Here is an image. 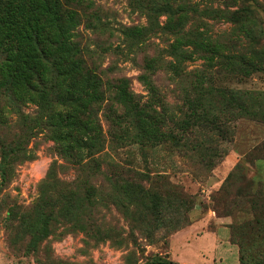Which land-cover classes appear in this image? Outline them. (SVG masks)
Masks as SVG:
<instances>
[{
    "label": "rangeland",
    "instance_id": "rangeland-1",
    "mask_svg": "<svg viewBox=\"0 0 264 264\" xmlns=\"http://www.w3.org/2000/svg\"><path fill=\"white\" fill-rule=\"evenodd\" d=\"M93 2L78 29L85 59L104 80L130 79L140 105L153 96L144 73L162 96L154 108L164 135L140 140L117 118L128 133L115 144L105 101L96 110L105 136L99 166L71 169L49 127L16 116L9 131L0 123V264H196L187 246L213 229L202 226L207 216L228 223L237 249L264 248V0H177L174 8L187 10L178 29L190 38L175 52L176 36L120 34L146 25L136 5ZM190 110L206 118L185 128ZM55 161L62 167L49 177ZM134 183L147 193L134 194Z\"/></svg>",
    "mask_w": 264,
    "mask_h": 264
},
{
    "label": "trees",
    "instance_id": "trees-1",
    "mask_svg": "<svg viewBox=\"0 0 264 264\" xmlns=\"http://www.w3.org/2000/svg\"><path fill=\"white\" fill-rule=\"evenodd\" d=\"M176 2L127 0L128 5H136L143 13L146 25L122 28L120 34L127 40L156 31L176 36L169 45V49L175 52L179 41L181 43L186 35L190 38L189 31H181L187 10L179 5L174 8ZM94 3L93 0H0V123L5 126V131H9L8 126L16 116L26 124L33 122L38 127L43 124L49 127L57 158L71 169L99 166L105 136L96 110L99 111L105 101L108 106L103 109L104 114H109L105 121L114 128L115 144L123 141L122 137L128 133L127 128L115 126L117 118L131 123L140 140L158 142L164 135L161 131L164 116L154 108L163 106L162 96L144 73L139 79L153 96L150 103L140 105L139 97L131 90L130 79L104 80L91 61L85 59L78 29L83 18L87 20L86 17L91 15L88 11ZM161 17L166 20L161 21ZM143 69L145 72L146 67ZM106 94L111 95L110 99L105 98ZM29 105L35 106L31 116L26 112ZM127 112L134 120L126 122ZM43 117L45 123H42ZM201 117L204 118L205 114L190 110L182 125L187 128L188 123L197 122ZM54 167L62 166L55 161L49 177ZM130 189L134 194L147 193L138 183L132 184ZM84 235L92 240L93 232L88 230ZM242 248H238L239 264H264V248L256 251ZM150 264L173 263L158 261Z\"/></svg>",
    "mask_w": 264,
    "mask_h": 264
},
{
    "label": "crops",
    "instance_id": "crops-1",
    "mask_svg": "<svg viewBox=\"0 0 264 264\" xmlns=\"http://www.w3.org/2000/svg\"><path fill=\"white\" fill-rule=\"evenodd\" d=\"M222 220L217 218L211 219L208 216L205 217L203 219L205 222L202 223V226L205 224L207 226L212 225L213 229L200 236L196 235L194 236L195 238H190L191 241L187 246V250L198 253L196 264H239L238 249L230 242V229L228 230V227H226L228 223H223L225 221ZM193 226L197 225L189 226L185 232L191 230ZM203 251L205 253H202ZM216 254H219L220 258L215 260ZM194 256L192 258H195Z\"/></svg>",
    "mask_w": 264,
    "mask_h": 264
}]
</instances>
